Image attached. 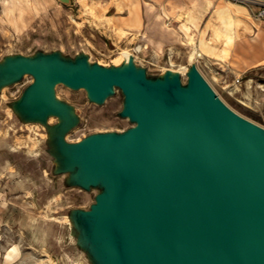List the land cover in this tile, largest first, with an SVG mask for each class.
Returning <instances> with one entry per match:
<instances>
[{
  "label": "rangeland",
  "instance_id": "rangeland-1",
  "mask_svg": "<svg viewBox=\"0 0 264 264\" xmlns=\"http://www.w3.org/2000/svg\"><path fill=\"white\" fill-rule=\"evenodd\" d=\"M145 1L0 0V264H107L88 212L111 182L89 176L86 142L138 125L122 87L95 98L58 80L45 94L38 72L118 68L116 57L129 50L148 82L159 84L175 67L187 88L196 64L229 107L264 128V54L258 58L256 40L264 20L219 0L200 23L187 17L197 27L183 26L184 44L163 46L160 23L152 32L143 24ZM225 6L234 18L231 40L218 14ZM196 48L202 56L192 59Z\"/></svg>",
  "mask_w": 264,
  "mask_h": 264
},
{
  "label": "water",
  "instance_id": "water-1",
  "mask_svg": "<svg viewBox=\"0 0 264 264\" xmlns=\"http://www.w3.org/2000/svg\"><path fill=\"white\" fill-rule=\"evenodd\" d=\"M69 3L71 0H60ZM150 83L118 68L39 73L102 98L123 88L138 125L86 142L89 176L111 182L89 215L107 264H264V128L229 107L196 64Z\"/></svg>",
  "mask_w": 264,
  "mask_h": 264
},
{
  "label": "crops",
  "instance_id": "crops-1",
  "mask_svg": "<svg viewBox=\"0 0 264 264\" xmlns=\"http://www.w3.org/2000/svg\"><path fill=\"white\" fill-rule=\"evenodd\" d=\"M219 0H146L143 5L141 16L143 24L147 27V31H154L153 26L159 24L158 29L161 33L159 36L160 45L168 44H184L188 39L186 29L183 26L188 23V16H195L200 23L201 17L206 11L214 10ZM135 16L137 13L134 11L128 12L127 16ZM162 17L170 19V24H164ZM165 19V18H164ZM157 21V22H155ZM172 24V25H171ZM191 31L196 28L195 23H188ZM132 29L131 26L128 27ZM256 40L259 44L258 58L264 54V26L257 31ZM191 44V43H190ZM196 44V43H195Z\"/></svg>",
  "mask_w": 264,
  "mask_h": 264
},
{
  "label": "bare ground",
  "instance_id": "bare-ground-1",
  "mask_svg": "<svg viewBox=\"0 0 264 264\" xmlns=\"http://www.w3.org/2000/svg\"><path fill=\"white\" fill-rule=\"evenodd\" d=\"M241 9H243V8H241ZM230 11L231 10H230V7L229 6H225V7L220 8L218 10V14H219L221 20H223V22L226 25V29H225L224 33H225V35L227 36V38L229 40H231V39H233L235 37V32H234V18L232 17L233 15L230 13ZM217 19H219V18H217ZM202 43H203L202 45H203V47H204L205 50L210 51V52H215L214 48L211 47V46H209L208 43L205 40ZM199 53H200L199 50L196 48L192 52L190 58L193 59L195 56L199 55ZM130 58H132V52H130L129 50H123L122 53H121V55H119L118 57H116L115 60H116V62L121 63V65H124V64L129 63ZM168 70L172 73V75H175V74L180 73L179 69H176L175 67L174 68H169Z\"/></svg>",
  "mask_w": 264,
  "mask_h": 264
},
{
  "label": "built area",
  "instance_id": "built-area-1",
  "mask_svg": "<svg viewBox=\"0 0 264 264\" xmlns=\"http://www.w3.org/2000/svg\"><path fill=\"white\" fill-rule=\"evenodd\" d=\"M236 3H240L243 5H246L247 7H250L253 11V15L255 18L259 20H264V0H231ZM197 56H202L201 53ZM241 78L238 77L237 82H240Z\"/></svg>",
  "mask_w": 264,
  "mask_h": 264
}]
</instances>
